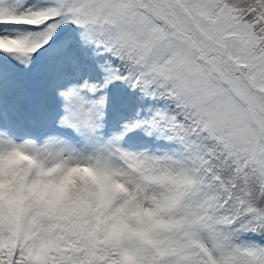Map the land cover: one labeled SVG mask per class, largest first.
<instances>
[{
	"label": "snow or ice",
	"instance_id": "6c2138e0",
	"mask_svg": "<svg viewBox=\"0 0 264 264\" xmlns=\"http://www.w3.org/2000/svg\"><path fill=\"white\" fill-rule=\"evenodd\" d=\"M17 141L150 203L141 264H264V0H0V146Z\"/></svg>",
	"mask_w": 264,
	"mask_h": 264
},
{
	"label": "clouds",
	"instance_id": "9594fccd",
	"mask_svg": "<svg viewBox=\"0 0 264 264\" xmlns=\"http://www.w3.org/2000/svg\"><path fill=\"white\" fill-rule=\"evenodd\" d=\"M0 146V256L22 251L24 264H141L131 250L153 243L152 205L103 162L75 163L41 151Z\"/></svg>",
	"mask_w": 264,
	"mask_h": 264
}]
</instances>
